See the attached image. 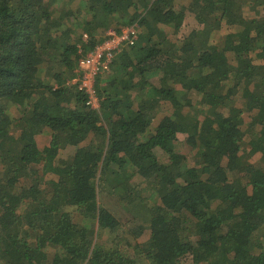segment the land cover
<instances>
[{"label":"trees","instance_id":"1","mask_svg":"<svg viewBox=\"0 0 264 264\" xmlns=\"http://www.w3.org/2000/svg\"><path fill=\"white\" fill-rule=\"evenodd\" d=\"M182 1L0 0V264H264V0Z\"/></svg>","mask_w":264,"mask_h":264},{"label":"built area","instance_id":"2","mask_svg":"<svg viewBox=\"0 0 264 264\" xmlns=\"http://www.w3.org/2000/svg\"><path fill=\"white\" fill-rule=\"evenodd\" d=\"M137 27L136 23H133L120 29H108L105 39L79 60L77 75L68 82L76 83L78 90L87 94L88 99L85 104L98 108V100L93 88L94 77L97 73L109 69L114 55L124 45H132L135 42Z\"/></svg>","mask_w":264,"mask_h":264},{"label":"rangeland","instance_id":"3","mask_svg":"<svg viewBox=\"0 0 264 264\" xmlns=\"http://www.w3.org/2000/svg\"><path fill=\"white\" fill-rule=\"evenodd\" d=\"M178 2L184 3V1L182 0H178ZM264 12V7L260 9V14ZM247 14H249L250 16H253L254 13L250 12V11H246ZM192 13H188L186 20H185V24L183 25L182 29H181V34H185L188 33L189 30L191 29V27L194 25L195 21H193V17H192ZM152 82L155 81V78H153L151 80ZM192 114L194 113V110L191 111ZM199 117H202V115L200 114ZM184 152L189 151L188 147H184L183 149ZM66 155V152L64 153V157ZM115 181V175H111L110 176V180L109 183H107L106 189L102 192V195H100V197L98 198L99 203L105 207L106 209H108L109 211L111 210V212L122 222V223H126L127 221H129L132 216H130L125 207H122L120 203H118L111 195H110V189H111V185L113 184V182ZM151 190V189H149ZM148 188H145L142 191L143 195H148L149 193ZM145 192V193H143ZM151 192V191H150ZM152 197H145V202L142 200L141 202H139V205L142 207V209L139 210H135L133 211V214H138L141 213L142 215L145 214L146 212L149 214V212L147 211L148 209V205H150V203L152 202ZM147 219V218H146ZM144 219V222H146L147 220ZM138 220V219H136ZM264 230V229H263ZM109 237V234H107L106 232L104 233V235H102L101 237V241L103 239H106L107 236ZM149 237V230L144 231V233H142V235L136 239L137 242H143L145 241L147 238ZM99 240V239H98ZM131 251V249L129 250V252ZM132 255V253H131ZM133 256H136L133 254ZM135 264H153L150 260H147L146 258L142 257V256H136V262ZM183 264H192L189 260V258L185 257L183 258Z\"/></svg>","mask_w":264,"mask_h":264}]
</instances>
